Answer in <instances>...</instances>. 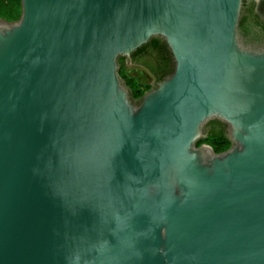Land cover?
Masks as SVG:
<instances>
[{"label":"water","instance_id":"95a60500","mask_svg":"<svg viewBox=\"0 0 264 264\" xmlns=\"http://www.w3.org/2000/svg\"><path fill=\"white\" fill-rule=\"evenodd\" d=\"M242 3L20 0L0 19V264H264V47ZM152 37L173 70L150 88L127 62ZM210 120L224 151L198 144Z\"/></svg>","mask_w":264,"mask_h":264},{"label":"trees","instance_id":"16d2710c","mask_svg":"<svg viewBox=\"0 0 264 264\" xmlns=\"http://www.w3.org/2000/svg\"><path fill=\"white\" fill-rule=\"evenodd\" d=\"M0 9L5 10L6 16L11 21L17 20L20 16V0H0ZM242 19L239 18L238 29L242 28ZM118 59L124 60L123 57ZM130 60L143 66L155 79L153 85L160 82L173 70V59L166 43L159 37L150 38L145 44L135 49ZM121 79L126 83L130 90L133 100L140 99L146 91L141 89V85L132 77L118 70ZM206 136L200 139L198 144L205 143L212 147L215 152L226 150L230 146V141L226 136L225 126L218 120H210L205 126Z\"/></svg>","mask_w":264,"mask_h":264},{"label":"flooded vegetation","instance_id":"af4514ba","mask_svg":"<svg viewBox=\"0 0 264 264\" xmlns=\"http://www.w3.org/2000/svg\"><path fill=\"white\" fill-rule=\"evenodd\" d=\"M240 19L243 22L238 29L241 39L251 46L264 47V0H243ZM127 63L145 69L131 60Z\"/></svg>","mask_w":264,"mask_h":264},{"label":"rangeland","instance_id":"374dc122","mask_svg":"<svg viewBox=\"0 0 264 264\" xmlns=\"http://www.w3.org/2000/svg\"><path fill=\"white\" fill-rule=\"evenodd\" d=\"M0 19L5 20L7 22H12L11 19L6 16L4 9H0Z\"/></svg>","mask_w":264,"mask_h":264}]
</instances>
